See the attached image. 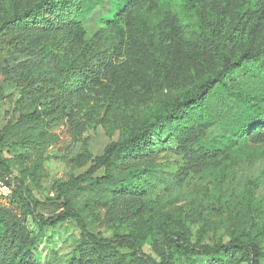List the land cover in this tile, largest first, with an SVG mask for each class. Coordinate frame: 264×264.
Instances as JSON below:
<instances>
[{"label": "trees", "instance_id": "trees-1", "mask_svg": "<svg viewBox=\"0 0 264 264\" xmlns=\"http://www.w3.org/2000/svg\"><path fill=\"white\" fill-rule=\"evenodd\" d=\"M102 1L29 0L23 4L9 0L7 10L0 12V76L16 90L22 103L18 111L28 106L26 113H19L15 122L9 121L0 129V174L8 177V183L13 185L9 199L26 206L28 215L38 226V235L44 228L74 219L96 253L95 264L112 258L116 264H125L127 259L135 264H176L172 245L194 260L190 264H259L263 255L253 235L257 230L233 232L227 242L213 247L191 244L183 236L168 234L161 248L150 253L144 246L145 237L135 232L111 239L90 234L77 212L95 219L97 208L109 211L124 197L142 195V180L149 165L148 161L138 160H143L157 143H162V138L196 142L202 157L210 159L226 151L230 153L242 140L252 143L264 140V92L248 95L237 87L236 80L239 74L264 78V40L255 42L251 30L264 26V0H235L234 3L232 0H150L166 15L175 12L179 37L189 50L184 58L192 61L198 54L205 58L202 76L185 91L157 95L148 113L131 115L118 126L117 137L83 174L55 182L53 190L56 200H62L61 213L49 218L38 214L36 209L42 202L28 188L27 180L37 190L41 188L39 182L23 175L11 176L7 159L3 157L4 148L13 142L22 127L28 136L16 144L25 148L38 146L43 129L55 127L70 117L71 78L80 85L98 82L101 74L112 66V60L118 58L123 33L131 40L126 54L131 60L139 58L142 47L152 38L154 54L168 59L172 55L173 59L180 60V49L169 53L160 34H155L149 16L131 9L136 0H111L110 30L118 37L115 43L106 46L104 31L96 33L92 47L82 48L70 67L48 46L31 45L22 35L24 31L68 29L98 8ZM253 13L257 15L252 20ZM242 41L245 44L233 55L231 51ZM214 127L222 135L211 142L207 135ZM155 174L153 178L158 179L159 173ZM3 211L0 209V260L8 258L28 264L30 252L21 224L15 218L18 224L8 221L12 212Z\"/></svg>", "mask_w": 264, "mask_h": 264}, {"label": "rangeland", "instance_id": "rangeland-1", "mask_svg": "<svg viewBox=\"0 0 264 264\" xmlns=\"http://www.w3.org/2000/svg\"><path fill=\"white\" fill-rule=\"evenodd\" d=\"M17 1L25 4L29 0ZM8 2L0 0V12L7 10ZM131 9L149 16L155 34H160L169 53L180 49V60L173 59L172 55L168 59L154 54L153 38L142 47L139 58L131 60L126 56L131 40L123 33L118 58L112 60V66L101 74L98 82L80 85L71 78L70 117L55 127L43 129L38 146L25 148L16 144L28 136L24 127L15 134L13 142L4 148L3 157L7 159L12 177L23 175L39 182V190L31 180H27V186L42 202L36 212L44 218L63 211L62 200H56L53 190L55 182H65L83 174L105 146L117 137L118 126L131 115L148 113L157 95L185 91L202 76L205 58L201 54L192 61L184 58L189 50L179 37L175 12L166 15L150 0H136ZM111 10V0H103L98 8L68 29L24 31L22 35L31 45L51 48L59 60L70 67L82 48L92 47L96 33L104 31L106 46L115 43L118 37L110 30ZM256 15H251L252 20ZM251 30L255 42L264 40V26ZM244 44L243 41L237 44L231 53L235 55ZM236 80L237 87L248 95L264 92L263 77L253 79L239 74ZM18 99L14 87L3 82L0 76V129L9 121L15 122L19 113L28 111V106L18 111L22 104ZM221 135V130L214 127L209 130L207 139L214 142ZM162 140L143 160H138L148 161L149 165L142 180L143 194L124 197L109 211L97 208L95 219L78 211L86 230L106 239L138 233L145 237L144 246L150 253L161 248L168 234L183 236L191 244L213 247L227 242L233 232L257 230L253 235L263 255L259 264H264V140L257 143L242 140L230 153L226 151L213 159L203 158L199 144L189 139L184 143L174 138ZM156 172L160 181L153 178ZM0 209L12 212L8 221L21 224L30 252L28 264H95L96 253L74 219L44 228L38 235V226L28 215L26 206L7 199L0 202ZM171 247L176 264L194 261L174 245ZM0 264L20 262L5 258ZM101 264H116V259ZM125 264L135 263L127 259Z\"/></svg>", "mask_w": 264, "mask_h": 264}, {"label": "built area", "instance_id": "built-area-1", "mask_svg": "<svg viewBox=\"0 0 264 264\" xmlns=\"http://www.w3.org/2000/svg\"><path fill=\"white\" fill-rule=\"evenodd\" d=\"M13 185L8 183L6 177L0 174V202L6 201L12 194Z\"/></svg>", "mask_w": 264, "mask_h": 264}]
</instances>
